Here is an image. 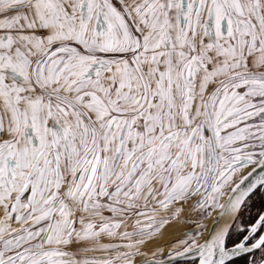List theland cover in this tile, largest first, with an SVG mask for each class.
<instances>
[{
	"label": "snow or ice",
	"instance_id": "1",
	"mask_svg": "<svg viewBox=\"0 0 264 264\" xmlns=\"http://www.w3.org/2000/svg\"><path fill=\"white\" fill-rule=\"evenodd\" d=\"M0 264H264V0H0Z\"/></svg>",
	"mask_w": 264,
	"mask_h": 264
},
{
	"label": "rangeland",
	"instance_id": "2",
	"mask_svg": "<svg viewBox=\"0 0 264 264\" xmlns=\"http://www.w3.org/2000/svg\"><path fill=\"white\" fill-rule=\"evenodd\" d=\"M181 227H183V225L181 224H175V225H171L170 227H166L164 229V236L162 237V239L163 240L172 239L178 233Z\"/></svg>",
	"mask_w": 264,
	"mask_h": 264
},
{
	"label": "flooded vegetation",
	"instance_id": "3",
	"mask_svg": "<svg viewBox=\"0 0 264 264\" xmlns=\"http://www.w3.org/2000/svg\"><path fill=\"white\" fill-rule=\"evenodd\" d=\"M246 215V214H245Z\"/></svg>",
	"mask_w": 264,
	"mask_h": 264
}]
</instances>
